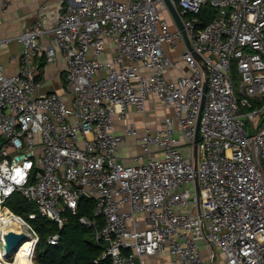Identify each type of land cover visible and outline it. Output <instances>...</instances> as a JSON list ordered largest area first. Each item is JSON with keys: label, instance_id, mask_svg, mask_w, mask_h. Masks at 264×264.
<instances>
[{"label": "built area", "instance_id": "obj_1", "mask_svg": "<svg viewBox=\"0 0 264 264\" xmlns=\"http://www.w3.org/2000/svg\"><path fill=\"white\" fill-rule=\"evenodd\" d=\"M170 2L191 49L167 0H62L50 25L40 14L0 39L24 44L18 73L0 61V215L19 221L36 246L37 231L5 204L16 191L61 227L82 193L94 197L95 218L81 222L112 264L164 255L167 264H210L212 245L227 264H264V0ZM207 3L217 13L204 25ZM42 50L67 63L63 93H36ZM148 100L154 123L127 121L119 132L118 120L131 108L146 115ZM128 137L142 151L123 163Z\"/></svg>", "mask_w": 264, "mask_h": 264}, {"label": "crops", "instance_id": "obj_2", "mask_svg": "<svg viewBox=\"0 0 264 264\" xmlns=\"http://www.w3.org/2000/svg\"><path fill=\"white\" fill-rule=\"evenodd\" d=\"M45 1L48 2V8L43 10L41 5ZM61 3L62 0H9L6 10H0V39L15 37L19 33L28 30L33 26L40 14L44 15V23L50 25L55 18V11L62 5ZM46 40L45 37L41 39L43 44H45ZM23 50L24 44L15 38L0 45V61L4 64L7 74H16L20 71L23 63ZM36 59L39 66L37 78L42 82L36 93L46 94L54 91L63 93L68 66L60 52L56 61H49L45 50H42ZM181 64L183 63L181 62ZM153 105L154 102L152 100L147 101V108L149 110L146 115L138 114L134 108H131L125 119L118 120V131L121 132L123 130V126L127 121H136L142 128L145 123L152 125L155 119V114L152 111ZM141 151L140 142L134 137H128L120 146V161L130 163L133 156ZM21 250L15 253L11 262L15 261L16 255ZM147 261L148 264H167L169 256H151ZM223 261L225 262L224 257ZM225 264L227 263L225 262Z\"/></svg>", "mask_w": 264, "mask_h": 264}, {"label": "trees", "instance_id": "obj_3", "mask_svg": "<svg viewBox=\"0 0 264 264\" xmlns=\"http://www.w3.org/2000/svg\"><path fill=\"white\" fill-rule=\"evenodd\" d=\"M217 13V9L210 3L203 6L199 17L204 25L210 22ZM94 197H83L77 207L76 213L66 208L63 212L64 225L61 227L56 221L42 215L36 202L29 200L21 192L16 191L6 201V205L16 214L22 215L29 221L39 235L35 250L36 264H112L110 257H103L105 245L97 241L96 230L81 222V218H95ZM36 214L30 218V214ZM103 220L98 218V228ZM59 233L60 240L56 245L48 239L51 235Z\"/></svg>", "mask_w": 264, "mask_h": 264}, {"label": "water", "instance_id": "obj_4", "mask_svg": "<svg viewBox=\"0 0 264 264\" xmlns=\"http://www.w3.org/2000/svg\"><path fill=\"white\" fill-rule=\"evenodd\" d=\"M167 1H168L169 5L171 7L173 16L175 17V20L177 21V23L180 26V28L182 29L184 37H185V39L187 41V44H188V46L191 49L192 46H191V44H190V42L188 40L187 33H186V30L184 29V25H183L182 20L180 18L179 12L176 9V7L170 2V0H167ZM200 119H201V114L199 115V118H198V121H197V125H196V137H195V157L196 158H197V152H198ZM38 170L41 171V168H36L35 172H37ZM195 181H196V186H197L196 194H197V198H198V202H199V204H198V214H199V217H200V220H201V223H202L203 230L206 233L205 222H204V218H203L202 213H201L200 193H199V190H198V179L196 178ZM83 197H88V194L82 193L81 196H80V199H82ZM28 238H29L28 234L25 232V230L23 229L22 226H19L17 230H14V229L8 230L5 233V235H4V244H3L6 256L8 257V256L12 255L19 248V246L25 240H27ZM110 243H111L110 239H107L106 240V245L109 246ZM35 250H36V248H35ZM216 256H217V250H216L215 246L212 245V257H211L210 264H214Z\"/></svg>", "mask_w": 264, "mask_h": 264}, {"label": "bare ground", "instance_id": "obj_5", "mask_svg": "<svg viewBox=\"0 0 264 264\" xmlns=\"http://www.w3.org/2000/svg\"><path fill=\"white\" fill-rule=\"evenodd\" d=\"M2 214H5L4 216H1L3 221L6 222L5 226L1 227V232L4 230V233H6L10 229L17 230L18 229V222L15 218H12L10 215H8L5 211L2 212ZM1 232H0V242H1ZM4 239V237H3ZM26 241V242H25ZM17 249L18 251L21 250V248L25 245V247L20 251L19 254L16 255L15 261L11 262L6 260L5 250L1 248L2 244L0 243V264H36L34 261V249L36 246V241L34 238L29 237L27 240H25ZM16 250V251H17ZM15 251V252H16Z\"/></svg>", "mask_w": 264, "mask_h": 264}, {"label": "rangeland", "instance_id": "obj_6", "mask_svg": "<svg viewBox=\"0 0 264 264\" xmlns=\"http://www.w3.org/2000/svg\"><path fill=\"white\" fill-rule=\"evenodd\" d=\"M236 83L239 84L238 81H236ZM185 151L188 152V148L187 147H185ZM1 248L3 250H5L4 249V246H1ZM216 250H217V256H216V259H215L214 264H225V262L223 261V256L221 254V251L218 248H216ZM17 252H18V250L16 252H14L12 255L6 257L5 259L8 260V261H13V258L15 256V253H17ZM201 252L204 255H206L208 253V250H207V248H206V246L204 244L201 245ZM34 261H35V252H34Z\"/></svg>", "mask_w": 264, "mask_h": 264}]
</instances>
